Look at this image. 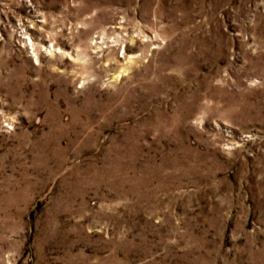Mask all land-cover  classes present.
<instances>
[{
    "label": "rangeland",
    "instance_id": "rangeland-1",
    "mask_svg": "<svg viewBox=\"0 0 264 264\" xmlns=\"http://www.w3.org/2000/svg\"><path fill=\"white\" fill-rule=\"evenodd\" d=\"M0 264H264V0H0Z\"/></svg>",
    "mask_w": 264,
    "mask_h": 264
},
{
    "label": "bare ground",
    "instance_id": "bare-ground-1",
    "mask_svg": "<svg viewBox=\"0 0 264 264\" xmlns=\"http://www.w3.org/2000/svg\"><path fill=\"white\" fill-rule=\"evenodd\" d=\"M130 42L133 43V40H130ZM132 50V47L131 45H128L127 46V50H126V56L124 57V59L122 60V63L123 62H126V63H123L124 65L122 66L123 67V70L120 71V74L116 77H114L115 80H119L120 79V75H123L125 72L128 71V69L133 66L135 63H137V59H134L131 55H133V53H131L130 51ZM107 63L109 62V60L106 61ZM112 68V67H111Z\"/></svg>",
    "mask_w": 264,
    "mask_h": 264
}]
</instances>
